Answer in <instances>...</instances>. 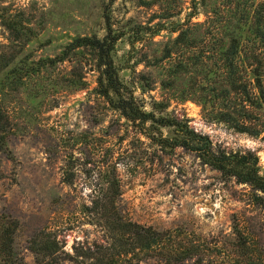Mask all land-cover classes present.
Returning <instances> with one entry per match:
<instances>
[{
  "label": "rangeland",
  "instance_id": "rangeland-1",
  "mask_svg": "<svg viewBox=\"0 0 264 264\" xmlns=\"http://www.w3.org/2000/svg\"><path fill=\"white\" fill-rule=\"evenodd\" d=\"M189 1L0 0V55L3 61H10L0 71V106L9 118L0 147V215L17 220L14 245L25 264H37L29 240L45 225L60 232L68 250L74 241L101 240L97 226L84 220L80 210L98 194L99 169L106 176L113 160L120 176L119 200L132 219L156 228L189 230L195 237L212 241L230 233L231 225L239 219L256 233L257 264H264V211L246 202L247 186L202 162L190 149L164 146L161 150L136 133L95 92L97 70L90 66L93 50L72 48L68 43L77 34L102 35L105 13L124 27L150 18L163 21L164 27L142 44L139 59L128 51L127 33L112 51L126 81L144 72L154 87L144 97H159V79L168 77L167 64L160 60L161 49L176 34L169 30V21L184 19ZM166 5L183 10L162 18L158 13ZM204 17L200 6L192 19ZM9 20L20 32L27 31L29 38L24 39L21 33L15 37L5 25ZM200 31L197 27L196 32ZM61 54L68 56L61 59ZM191 75L179 70L174 86L167 91L190 93ZM135 89L141 95L139 82ZM186 97L171 99L167 111L185 116L190 127L207 134L214 145L255 151L264 171L260 136L208 119L198 100ZM162 129L164 134H172L170 127ZM65 224L71 228L61 229ZM195 258L175 264H202ZM140 264L168 263L148 257Z\"/></svg>",
  "mask_w": 264,
  "mask_h": 264
},
{
  "label": "trees",
  "instance_id": "trees-1",
  "mask_svg": "<svg viewBox=\"0 0 264 264\" xmlns=\"http://www.w3.org/2000/svg\"><path fill=\"white\" fill-rule=\"evenodd\" d=\"M139 1L153 4L156 0ZM189 2L184 19L169 21V30L176 34L171 35L161 49L160 60L162 65L167 64L168 77L159 79L162 89L159 97L152 94L149 99L144 97L146 91L154 88L153 81L144 72L137 73L134 69L137 74L126 81L119 73L112 51L116 41L127 33L128 51L139 59L137 54L142 44L164 27L163 21L152 22L154 18H150L146 23L134 22L124 27L105 13L102 35L77 34L68 43L72 48L86 46L93 50L90 66L97 70L95 92L124 117L136 133L151 139L161 150L164 146H182L194 151L202 162L244 183L246 202L264 211V171L257 153L251 149L214 145L207 134L190 127L185 116L167 111L171 99L191 96L201 104L208 119L222 121L237 131L260 136L264 141V0ZM200 6L205 17L193 20ZM160 8L158 14L162 18L183 10L172 5ZM5 25L15 32V37L22 36L21 33L24 39L29 38L27 31L20 32L13 21ZM197 27H201L200 33L196 32ZM65 56L68 55L61 54L60 58ZM2 57L0 55V71L10 63ZM181 69L192 74L188 81L192 91L186 94L167 91L174 86ZM137 82L141 95L135 93ZM8 121L0 106V147L5 142ZM163 127H170L172 134H164ZM116 162L112 161L106 176L99 169L98 194L91 204H84L80 210L84 220L97 226L101 240L74 241L72 249L68 250L59 231L42 226L31 234L28 245L37 264H140L148 257L175 264L194 256L202 264H257L260 253L255 248L256 233L239 219L231 225L230 233H223L213 241L200 239L178 227L156 228L132 219L119 200L122 191ZM16 227L15 218L0 215V264H25L14 245ZM66 228L71 225H62L61 229Z\"/></svg>",
  "mask_w": 264,
  "mask_h": 264
}]
</instances>
